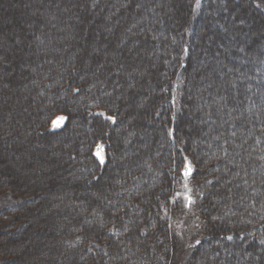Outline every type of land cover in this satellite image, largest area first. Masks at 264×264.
<instances>
[{"label":"trees","instance_id":"16d2710c","mask_svg":"<svg viewBox=\"0 0 264 264\" xmlns=\"http://www.w3.org/2000/svg\"><path fill=\"white\" fill-rule=\"evenodd\" d=\"M119 1L0 23V161L41 165L28 184L0 168L19 199L0 264H180L187 158L202 222L185 264H264V0Z\"/></svg>","mask_w":264,"mask_h":264},{"label":"rangeland","instance_id":"374dc122","mask_svg":"<svg viewBox=\"0 0 264 264\" xmlns=\"http://www.w3.org/2000/svg\"><path fill=\"white\" fill-rule=\"evenodd\" d=\"M43 1L48 3L49 0H0V23L3 24L10 20L12 9L14 8L16 9L18 7H26L28 10L27 13L28 17L24 18L23 20L22 18L19 20L17 19V16H15L13 20L14 22L17 21L18 24L27 26L29 21L28 20L29 16H31L32 14L41 13L39 11L42 10H43L42 13L44 14H48L50 12L47 8H45L42 5ZM144 1L146 2V0ZM182 1L184 2V0H181L180 2ZM96 2L104 5L108 3L112 5L123 4V2L119 0H96ZM168 3L169 2H167V4ZM31 5L33 6L34 10H32ZM17 27L18 26L14 25L13 30L10 32L11 35H16L18 33L19 29ZM96 42L98 43V39L95 36V41H93V45H92L93 47L94 45H96ZM99 47L101 48L102 45H100ZM3 115H4L3 120L7 119L8 113L5 112ZM60 117H63L64 119L61 120L59 119ZM66 119L67 117L65 114H58L54 116V118L50 122V128L54 130L62 127L66 122ZM33 148L34 146L30 147L29 150L26 151V153L28 154L29 152L31 156L35 155L36 152L31 153L32 152L31 149ZM39 154L41 156V153ZM95 155L100 160V162L102 163L105 162L106 152H105L104 143L100 142L97 144L95 148ZM2 156L3 158L0 161V168H3V171L6 172L7 175H10L14 178L17 177L20 180H22V182H25L27 184H28V180H30L31 178L26 177L27 175L24 176L25 178H22L21 175L26 173H35V171L38 172L41 169V165H39V161H37L35 158H32L31 156H30L31 158H8L5 152L2 153ZM32 161H34L35 163L33 164V167L28 169L26 165L27 163H31ZM193 170H194L193 164L190 161V159L187 158L183 169V179L179 186V192H178L179 194L178 199L181 200V208L179 209V211L176 212L175 215H172L174 229L182 239V248L180 250V255H179L180 264H185V258L187 259L188 253L191 251V245L193 244V237H194L193 234L195 235V233L199 230L202 222L197 208L198 206L197 197L199 195V189L192 180ZM18 201L19 199L10 198L9 196L0 194V213L3 211V209L12 207ZM1 227L2 226L0 224V229Z\"/></svg>","mask_w":264,"mask_h":264},{"label":"snow or ice","instance_id":"6c2138e0","mask_svg":"<svg viewBox=\"0 0 264 264\" xmlns=\"http://www.w3.org/2000/svg\"><path fill=\"white\" fill-rule=\"evenodd\" d=\"M59 119H61V120H62V119H64V118H63V117H60Z\"/></svg>","mask_w":264,"mask_h":264},{"label":"bare ground","instance_id":"6f19581e","mask_svg":"<svg viewBox=\"0 0 264 264\" xmlns=\"http://www.w3.org/2000/svg\"><path fill=\"white\" fill-rule=\"evenodd\" d=\"M99 8V7H98ZM140 63V62H139Z\"/></svg>","mask_w":264,"mask_h":264}]
</instances>
